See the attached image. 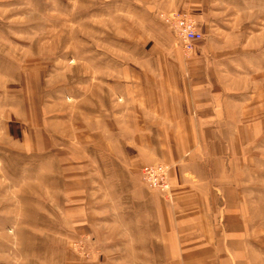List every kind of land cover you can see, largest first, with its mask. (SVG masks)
Returning <instances> with one entry per match:
<instances>
[{"label": "rangeland", "instance_id": "obj_1", "mask_svg": "<svg viewBox=\"0 0 264 264\" xmlns=\"http://www.w3.org/2000/svg\"><path fill=\"white\" fill-rule=\"evenodd\" d=\"M172 11L202 32L244 264H264V0H0V264H168L142 168L180 154L158 64L195 54Z\"/></svg>", "mask_w": 264, "mask_h": 264}, {"label": "crops", "instance_id": "obj_2", "mask_svg": "<svg viewBox=\"0 0 264 264\" xmlns=\"http://www.w3.org/2000/svg\"><path fill=\"white\" fill-rule=\"evenodd\" d=\"M194 54L189 60L158 64V80L170 92L168 104L157 107L168 109L162 113V126L180 135V154L153 162L170 166L171 189L163 201L153 194L154 231L144 242L157 246L168 264H244L247 231L233 163L216 135L225 110L213 94V64L197 50ZM153 156L160 158L158 153ZM147 202L144 196L142 205Z\"/></svg>", "mask_w": 264, "mask_h": 264}, {"label": "built area", "instance_id": "obj_3", "mask_svg": "<svg viewBox=\"0 0 264 264\" xmlns=\"http://www.w3.org/2000/svg\"><path fill=\"white\" fill-rule=\"evenodd\" d=\"M161 21L173 32L177 42L185 55H191L202 40V32L198 29L196 21L184 12H168L161 14ZM144 176L142 182L150 189H158L163 195L170 191L167 182L166 164L153 163L142 168Z\"/></svg>", "mask_w": 264, "mask_h": 264}]
</instances>
